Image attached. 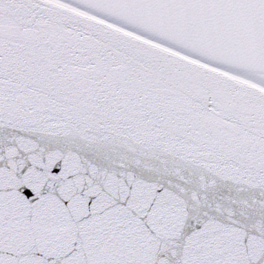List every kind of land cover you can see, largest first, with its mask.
Returning a JSON list of instances; mask_svg holds the SVG:
<instances>
[{
    "label": "snow or ice",
    "instance_id": "snow-or-ice-1",
    "mask_svg": "<svg viewBox=\"0 0 264 264\" xmlns=\"http://www.w3.org/2000/svg\"><path fill=\"white\" fill-rule=\"evenodd\" d=\"M0 264H264V0H0Z\"/></svg>",
    "mask_w": 264,
    "mask_h": 264
}]
</instances>
